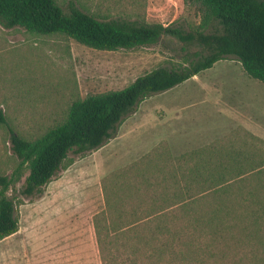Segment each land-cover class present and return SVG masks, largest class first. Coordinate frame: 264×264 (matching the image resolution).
<instances>
[{"label":"rangeland","instance_id":"rangeland-1","mask_svg":"<svg viewBox=\"0 0 264 264\" xmlns=\"http://www.w3.org/2000/svg\"><path fill=\"white\" fill-rule=\"evenodd\" d=\"M80 1L96 13L151 23L186 29L202 23L194 0ZM201 53L198 44L168 35L151 45L104 50L61 33L0 24V108L17 133L34 139L62 123L75 100L124 88L160 66H185ZM10 136L0 123V174L13 177L7 193L19 215V230L0 240V264H103L94 216L106 209L107 192L123 197L121 190L146 177L157 184L175 179L167 177L196 161L183 155L201 149L210 156L241 147L264 157V83L236 57L221 59L144 99L100 148L71 152L44 191L30 198L20 191L29 167L20 166Z\"/></svg>","mask_w":264,"mask_h":264},{"label":"trees","instance_id":"trees-1","mask_svg":"<svg viewBox=\"0 0 264 264\" xmlns=\"http://www.w3.org/2000/svg\"><path fill=\"white\" fill-rule=\"evenodd\" d=\"M194 1L202 23L186 29L96 13L80 0H0V24L6 28L61 33L104 50L151 45L163 35L203 48L185 66H160L124 88L75 100L62 123L34 139L17 133L0 108V123L9 127L20 166L29 167L20 190L24 196L42 193L71 152L96 150L116 136L144 99L221 59L236 57L251 77L264 83V0ZM203 150L183 155L196 161L167 177L175 179L157 184L146 177L119 190L123 197L106 193V209L94 216L103 264H208L210 259L264 264L263 155L241 147L226 153L213 150L210 156ZM12 182L13 177L0 174V240L19 230L18 206L7 193Z\"/></svg>","mask_w":264,"mask_h":264}]
</instances>
